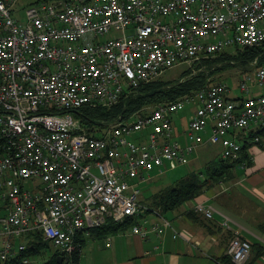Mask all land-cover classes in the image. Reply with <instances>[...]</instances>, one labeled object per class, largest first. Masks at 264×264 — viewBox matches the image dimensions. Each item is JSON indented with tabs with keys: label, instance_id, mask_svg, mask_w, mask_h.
Returning <instances> with one entry per match:
<instances>
[{
	"label": "built area",
	"instance_id": "2783aa9c",
	"mask_svg": "<svg viewBox=\"0 0 264 264\" xmlns=\"http://www.w3.org/2000/svg\"><path fill=\"white\" fill-rule=\"evenodd\" d=\"M19 1L0 0L2 259L26 249L9 238L33 232L71 255L79 236L109 221L131 222L129 230L144 240L162 236L170 223L158 210L148 212L133 184L165 172L166 164L184 165L202 144H221L224 157H236L237 133L248 136L264 123V68L257 60L254 75L240 81L242 99L229 98L220 81L110 125L100 137L51 111L110 108L181 64L192 68L230 48L263 45L264 0H38L25 8L24 22L14 15ZM192 103L184 146L173 119ZM145 131L147 140H131ZM195 209L212 217L211 207ZM228 254L246 264L251 245L234 239Z\"/></svg>",
	"mask_w": 264,
	"mask_h": 264
},
{
	"label": "trees",
	"instance_id": "16d2710c",
	"mask_svg": "<svg viewBox=\"0 0 264 264\" xmlns=\"http://www.w3.org/2000/svg\"><path fill=\"white\" fill-rule=\"evenodd\" d=\"M234 52V54L223 52L214 58L202 60L192 68L185 70L182 73L181 80L176 83L164 82L159 78L152 82L142 84L134 92H125L119 102L110 108L103 106H84L75 110H52L51 114L65 116L70 115L74 119L78 120L80 122V126L86 129L88 133L100 137L110 125L130 121L138 114H147L148 108L150 107H155L162 103L174 102L210 87V85L217 83L214 82L212 78L216 74H219L227 69L231 63H235L243 67L257 60V66L259 68H264V44L258 47L243 50L236 49ZM240 99H242V97ZM174 122L175 121L173 119V125ZM256 130H258L256 133L250 132V135L248 136L249 140H244L242 136L237 133V136L240 137L239 140L242 142V146L236 153V157H224V149L221 144L211 145L221 147L220 157H218L217 160L208 162L203 171H200L199 173L192 172L187 177L176 181L174 185L159 190L150 198V204L146 203V200L142 198V202L149 208L148 212L158 210L160 212V216L166 219L171 226V222L165 217L167 213L178 210V208L185 203L194 201L206 190L211 189L227 180H232L235 177V169L238 167L245 168L249 165V163H251L252 160L249 154L251 146L264 148V143H262L261 140V135H264V123L258 126ZM256 138H258V141H256ZM207 146L209 145L202 144L199 147ZM163 174L164 172L161 174L154 172L152 173V178L150 180L154 181ZM195 208L196 204H194L193 208L188 211L187 215L194 218L195 215L198 216L199 214L205 219L206 217L203 214L196 212ZM153 214L154 213L147 214V217L150 215L153 216ZM211 218L206 219L210 220ZM157 219H160L158 215ZM131 225V222L116 224L113 221H109L104 226L90 230L89 237L79 236L76 244L79 249L71 255L64 254L62 264H80L82 249L87 239L109 237V235L115 234L121 230L130 229ZM258 229L264 235V223L260 224ZM27 235H33L38 240L32 241L26 245V249L17 251L6 260L2 259L0 250V264H32L30 259L40 255L43 246L51 244L50 242L45 241L42 234L38 232H33ZM250 245L253 260L264 257L263 245L258 243H250ZM61 254L63 253L56 249L52 256L43 264H57L58 258ZM221 261L223 264H234L231 256L229 255L222 257Z\"/></svg>",
	"mask_w": 264,
	"mask_h": 264
},
{
	"label": "crops",
	"instance_id": "0c3cea01",
	"mask_svg": "<svg viewBox=\"0 0 264 264\" xmlns=\"http://www.w3.org/2000/svg\"><path fill=\"white\" fill-rule=\"evenodd\" d=\"M233 90L229 86V98L244 96L240 89L239 95H233ZM254 90L260 93L259 87ZM185 131L181 136L184 146L189 143ZM250 132L258 130L252 127ZM248 136L242 135V138L248 140ZM261 140L264 143V135H261ZM249 154L251 163L245 168L238 167L232 180L208 189L198 197L195 204L213 209L210 220L199 214L189 217L187 213L192 205L166 214L171 227L163 236L150 234L144 240L130 231L118 243L112 242L108 236L90 238L92 241L105 238L106 242L104 245L92 242L88 246L86 242L82 249L83 260L86 264L87 260L91 261L90 264H223L221 258L229 255L234 239L264 246V235L258 229L264 223V148L251 146ZM174 233L178 234L176 239L173 238ZM246 264H264V257L253 260L251 253Z\"/></svg>",
	"mask_w": 264,
	"mask_h": 264
},
{
	"label": "rangeland",
	"instance_id": "374dc122",
	"mask_svg": "<svg viewBox=\"0 0 264 264\" xmlns=\"http://www.w3.org/2000/svg\"><path fill=\"white\" fill-rule=\"evenodd\" d=\"M37 0H20L18 6H16L14 15L18 18L20 22H24V12L25 8L28 7L30 4L36 2ZM22 7V8H21ZM118 35V34H117ZM229 54H234V50L232 48L226 50ZM191 67V66H190ZM186 64H181L173 69L165 71L161 76L160 80L164 82H172L176 83L182 78V73L190 69ZM253 76L254 70L251 64H247L245 66H239L238 64L231 63V65L225 69L224 71L220 72L219 74H216L212 79L214 82L218 81H224L226 84H228L230 87H232L234 90L232 92L233 95H239V84L240 81L243 79L244 76ZM238 86V89H237ZM254 92H256L253 89ZM196 110V106L192 104L186 105V107L178 112L174 118V136L175 139L180 142L181 144L185 143L184 138L181 136L183 135V132L188 129L189 122L191 118L194 115V112ZM70 116V115H68ZM142 136L144 140L148 139V131H145L143 133H137L132 135L131 140L136 141L137 137ZM138 141V140H137ZM183 142V143H182ZM184 145V144H183ZM218 146H207V147H199L195 150V152L190 155L187 159V162L184 165H172V164H166L164 166L165 172L160 177L156 178L154 181L149 180L148 182L144 184H140L139 182L133 184L134 186H139L142 192V198L146 200V203L150 204L151 197L157 193L161 189H165L166 187L172 186L175 184L176 181L187 177L190 173L195 172L199 173L200 171H203L207 165L208 162L217 160L218 157H220V151ZM238 171V169H235ZM207 191V190H206ZM205 191V192H206ZM203 192L202 195L205 193ZM198 199V198H197ZM197 199L194 201L185 203L182 205L178 210H175L176 212L182 211L183 209H188L192 205H194L197 202ZM144 200V201H145ZM174 212V211H172ZM171 212V213H172ZM170 213V212H169ZM150 219H155L154 216H151ZM131 233L129 229L121 230L115 234L109 235V238L112 240V242H119V239L125 235ZM11 243H14L15 245L22 244V245H28L32 241L38 240L33 235H23L22 237L18 238H9ZM7 240V238L0 237V250L2 249L3 242ZM87 246L91 244L92 242L98 243V244H105L106 239L102 238L100 240H94L92 241L90 238L86 240ZM56 251V248L53 247L51 244H47L42 247L41 254L33 257L30 259V262L32 264H43L45 263L52 254ZM86 254V248L84 250ZM83 256L81 254V260L80 264H86L83 260ZM86 258V256H85ZM84 258V259H85ZM67 263V262H66ZM91 261L87 260V264H90Z\"/></svg>",
	"mask_w": 264,
	"mask_h": 264
},
{
	"label": "water",
	"instance_id": "95a60500",
	"mask_svg": "<svg viewBox=\"0 0 264 264\" xmlns=\"http://www.w3.org/2000/svg\"><path fill=\"white\" fill-rule=\"evenodd\" d=\"M63 256H64V253L59 256L57 264H62L63 258H64Z\"/></svg>",
	"mask_w": 264,
	"mask_h": 264
}]
</instances>
